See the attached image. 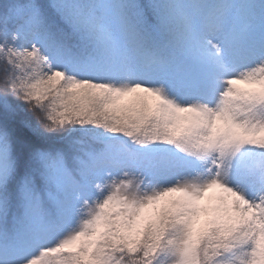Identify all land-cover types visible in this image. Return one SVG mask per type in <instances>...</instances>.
Masks as SVG:
<instances>
[{
	"label": "snow or ice",
	"instance_id": "6c2138e0",
	"mask_svg": "<svg viewBox=\"0 0 264 264\" xmlns=\"http://www.w3.org/2000/svg\"><path fill=\"white\" fill-rule=\"evenodd\" d=\"M0 264H264V0H0Z\"/></svg>",
	"mask_w": 264,
	"mask_h": 264
}]
</instances>
